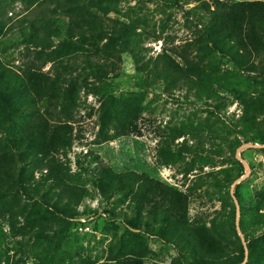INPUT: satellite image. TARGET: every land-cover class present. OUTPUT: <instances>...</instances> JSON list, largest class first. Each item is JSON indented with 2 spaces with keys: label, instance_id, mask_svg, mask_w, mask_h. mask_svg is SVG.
Masks as SVG:
<instances>
[{
  "label": "rangeland",
  "instance_id": "374dc122",
  "mask_svg": "<svg viewBox=\"0 0 264 264\" xmlns=\"http://www.w3.org/2000/svg\"><path fill=\"white\" fill-rule=\"evenodd\" d=\"M222 2L264 0H220ZM213 0H0V62L50 76L40 107L73 127L58 156L65 184L84 197L74 217L40 161L20 163L16 190L0 199V264H176L191 251L167 243L160 222L120 190L105 197L98 170L136 172L189 194V217L243 264H264V78L236 45L206 37ZM171 57L196 62V84L151 75ZM21 123L25 112L10 111ZM137 117L141 135L130 133ZM11 120V119H10ZM0 131V150L8 146ZM192 263V262H191Z\"/></svg>",
  "mask_w": 264,
  "mask_h": 264
},
{
  "label": "trees",
  "instance_id": "16d2710c",
  "mask_svg": "<svg viewBox=\"0 0 264 264\" xmlns=\"http://www.w3.org/2000/svg\"><path fill=\"white\" fill-rule=\"evenodd\" d=\"M212 8V23L206 33L209 43L218 50L223 49L225 42L236 45L239 60L246 71L264 78V1L213 0ZM150 73L177 86L181 82L196 84L194 77L201 79L203 74L196 62L187 58L178 62L167 56ZM55 87L54 80L45 73L26 70L21 76L0 62V103H4L6 110L22 111L26 116L18 123L12 120L11 112L0 113V131L8 134V146L0 150V199L16 190L17 166L28 160H37L47 171L52 186L59 191L57 211L74 217L84 195H76L65 184V169L58 158L69 145L74 130L70 124L61 123L59 113L40 107L44 101L53 100ZM136 120V116L131 118L127 129L141 135ZM260 136L264 140V132L260 131ZM98 174L102 195L107 197L120 190L129 197L132 206L145 212L138 220L140 224L161 222L165 228L163 240L170 244L178 240L189 247L192 258L180 259L176 264L244 263L243 249L239 254H231L229 247L211 229L189 217V194L146 174H115L106 167H101ZM118 264L144 262L142 258L134 257Z\"/></svg>",
  "mask_w": 264,
  "mask_h": 264
}]
</instances>
